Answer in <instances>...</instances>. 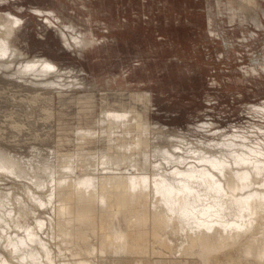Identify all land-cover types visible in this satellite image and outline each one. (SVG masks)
<instances>
[{
  "label": "bare ground",
  "instance_id": "obj_1",
  "mask_svg": "<svg viewBox=\"0 0 264 264\" xmlns=\"http://www.w3.org/2000/svg\"><path fill=\"white\" fill-rule=\"evenodd\" d=\"M223 4L216 9L227 22L264 26L261 0ZM57 18L68 28L60 27L66 43L98 47L91 32ZM24 24L0 9V76L26 85L31 103L50 91L49 103L79 91L88 105L75 138L61 133L50 150L0 143V264H264V99L248 106L250 124L225 128L207 119L191 135L168 138L134 106L111 104L107 92L96 99L74 68L29 53L19 42ZM209 24L214 32L212 14ZM252 65L247 75L264 76V61ZM129 93L151 105L148 90ZM99 101L93 124L83 125ZM46 107V119L58 117Z\"/></svg>",
  "mask_w": 264,
  "mask_h": 264
},
{
  "label": "rangeland",
  "instance_id": "obj_2",
  "mask_svg": "<svg viewBox=\"0 0 264 264\" xmlns=\"http://www.w3.org/2000/svg\"><path fill=\"white\" fill-rule=\"evenodd\" d=\"M219 1L225 2L0 0V9L25 18L19 42L29 53L44 54L61 66L74 68L96 99L107 92L111 104L134 106L170 138L172 131L191 135L193 127L207 119L225 128L250 124L255 119L248 106L264 99V76H249L244 71L253 66V59L264 61V26L241 28L227 22L217 13ZM36 7L53 10V15L37 13ZM211 14L216 33L210 29ZM58 15L91 32L98 47L80 50L66 43L60 27L68 28ZM47 16L54 22H46ZM129 90L151 92V105L146 107ZM30 94L26 85L0 76V143L29 152L33 144L50 150L61 133L75 136L73 128L81 122L78 112L88 105L78 102L82 93L68 91L63 100L50 103L45 96L52 91L32 103L27 101ZM48 105L57 109V118L44 117ZM100 111L99 101L82 124H93ZM14 121L21 127H14ZM59 122L69 128L59 129ZM36 133L43 140L36 139ZM76 141L65 142L64 148H74Z\"/></svg>",
  "mask_w": 264,
  "mask_h": 264
}]
</instances>
